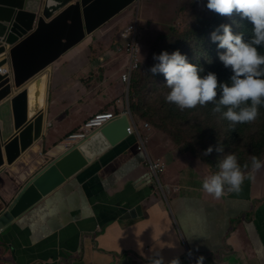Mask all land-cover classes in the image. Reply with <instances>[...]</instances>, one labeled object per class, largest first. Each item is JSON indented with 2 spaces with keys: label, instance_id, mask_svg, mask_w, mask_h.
<instances>
[{
  "label": "crops",
  "instance_id": "0c3cea01",
  "mask_svg": "<svg viewBox=\"0 0 264 264\" xmlns=\"http://www.w3.org/2000/svg\"><path fill=\"white\" fill-rule=\"evenodd\" d=\"M89 45H77L27 81L20 93L32 97L8 118L0 115V215L23 188L26 163L36 167L50 158L96 114L125 108L124 83L103 82L83 60ZM97 96L101 105L83 108ZM133 145L130 138L97 158L13 221L0 235V264H67L70 258L69 264H180L188 255L190 264H264V162L252 172L257 179L233 188L225 214L212 198L218 187L198 190L211 175L198 158L185 164L183 149L153 138L151 158L164 164L167 180L178 181H160L163 188L149 179ZM172 187L179 192L170 193Z\"/></svg>",
  "mask_w": 264,
  "mask_h": 264
},
{
  "label": "trees",
  "instance_id": "16d2710c",
  "mask_svg": "<svg viewBox=\"0 0 264 264\" xmlns=\"http://www.w3.org/2000/svg\"><path fill=\"white\" fill-rule=\"evenodd\" d=\"M195 6L188 28H170L153 43L136 74L139 97L131 109L184 145L227 191L257 179L252 172L264 160V31L257 25L264 26V5L199 0Z\"/></svg>",
  "mask_w": 264,
  "mask_h": 264
},
{
  "label": "water",
  "instance_id": "95a60500",
  "mask_svg": "<svg viewBox=\"0 0 264 264\" xmlns=\"http://www.w3.org/2000/svg\"><path fill=\"white\" fill-rule=\"evenodd\" d=\"M136 1L0 0V54L3 53L0 67L8 62L6 53H9L13 70V79L0 74V102L9 98L3 103L1 117L13 115L16 106L24 100L22 95L26 96L22 93L12 97L13 89H19L47 69L86 34L91 35ZM128 129L129 123L124 117L75 149L55 152L47 160L37 162L36 167L32 162L26 163L21 175L27 183L0 216V230L123 142L128 137ZM140 210L136 207L134 213Z\"/></svg>",
  "mask_w": 264,
  "mask_h": 264
},
{
  "label": "clouds",
  "instance_id": "9594fccd",
  "mask_svg": "<svg viewBox=\"0 0 264 264\" xmlns=\"http://www.w3.org/2000/svg\"><path fill=\"white\" fill-rule=\"evenodd\" d=\"M43 1V0H42ZM134 4H138V0L134 3ZM133 5V4H132ZM263 5H264V0H263ZM136 7V6H135ZM120 14V13H119ZM136 16H137V19L135 21H133L132 24H127L125 27L121 28V30H116V36L112 39H108V41L110 42V46L105 44V48L106 49H109L107 50L106 53H100L98 56L94 54V48H93V42L92 39L95 37V39L97 41L99 40H102L103 41V38H102V35L99 36L100 32L102 31V27L106 24H104L103 26H101L99 29L95 30L91 35H87L85 36V38L80 41L78 44H76L75 46H73L71 49L75 48L77 45L79 44H82V43H86V42H89V50L87 51L88 55L90 57H93L95 58V60H92L90 63L88 61V65L89 66H93L95 67L96 69H98V65L99 64H102V65H106L108 64L109 62L112 63L113 60H117L118 63L120 64V70L122 71L121 73V81L124 83V88H125V96L124 97H121L124 101V105H125V108L123 110H121V112H116V111H105V112H101V113H98L96 114L95 116H93L92 118H90L85 124L84 126L82 127V129L76 133H72V134H69L68 136H66L65 138L69 137L70 135H73V134H77V133H80L82 131H84V128H85V125L92 119H94L96 116L98 115H104V114H111L113 116V120L108 123L107 125H105L104 127L102 128H99V129H96L94 130L91 135L89 136V138L86 140L88 141L93 135H95L98 131L104 129L105 127H107L108 125H110L111 123L115 122V121H118L124 117L127 118L128 120V123H129V129H128V137L123 141H127L128 139L132 138L134 139V145L133 147L135 148V151L140 154L142 157H143V160H144V163H145V166L148 170V176H149V179L157 186H162L160 184V181H159V174H163V172L165 171V166L164 164L160 161V160H152L150 154H149V151L147 148H149L150 144H151V140L153 139V137H157L159 138V140L162 142V141H168V144L169 145H172V147H174L175 149L176 148H179V149H183L184 152H185V155H186V158L189 159V162H193L197 159L193 158L192 155L187 152L184 148V145H180V146H176L173 142L170 141V139L166 138L165 136L161 135V133H158L151 125V123L149 121H144L143 119H141L140 117H138L137 115H135L133 112H132V109H131V106H132V103H138V97L136 94H138L136 91H135V77H136V74L137 72L140 70V68L142 67L143 63L148 59L149 55H150V51L152 49V47L154 46L153 43L155 41H152V40H148L147 41V44H148V47L144 48L142 46V43H143V34L145 33V31H149L150 32V28L148 27H145V25H143V20L141 19L142 18V14H141V11L137 12L136 11ZM139 18V20H138ZM112 21V20H111ZM109 21V22H111ZM108 22V23H109ZM141 22V23H140ZM258 25V29L259 30H262L264 31V26L261 24V23H257ZM170 29V28H169ZM168 32V31H166ZM148 32H146L147 34ZM164 32L162 30H160V35H162ZM158 39V38H157ZM156 39V40H157ZM109 46V47H108ZM90 47H92V49H90ZM71 49H69L68 51H66L65 53H68ZM64 53V54H65ZM83 53V56H85V51L82 52ZM7 56L6 58L8 59V62L6 64H8L7 67H4L6 64L2 65L0 67V74L1 75H9L10 79H13V70H12V67H11V61H10V58H9V53H6ZM64 54L62 55V57L64 56ZM107 54H109L107 56ZM3 55V53L1 54ZM105 57H109V59H105ZM58 61V60H57ZM56 62V61H55ZM55 62L53 64H55ZM52 64V65H53ZM188 64L191 65V62L188 61ZM50 65V66H52ZM114 65V64H113ZM49 66V67H50ZM99 71V70H98ZM102 75H103V72L102 70L100 71V74H99V79L102 80ZM107 75L108 77H112V72L111 71H107ZM37 76V75H36ZM35 76V77H36ZM32 80V79H31ZM28 82H26L25 84H23L19 89H18V93L14 96H17L19 94H21V90L26 86ZM17 90V89H13V93L14 91ZM12 93V94H13ZM6 100L8 99H4L3 101H1L0 103H4ZM122 100H119L118 102L119 103H122L123 102ZM133 103V104H134ZM138 120H141L143 122V127H142V131H145L147 133L144 132V134H142V131L141 129H139V126H138ZM150 134V136H148ZM63 138L62 141L65 139ZM62 141L59 143L60 144V149L57 150L58 151H61V150H64V151H69L71 149H75L77 147H79L80 145H82L83 143H85L86 141H83L81 143H79L77 146L75 147H71V148H65L61 145ZM123 142H121L120 144H122ZM140 142L142 143L143 145V149L144 151L143 152H140L137 150V148L139 147L140 145ZM118 144V145H120ZM117 145V146H118ZM116 146V147H117ZM164 147L161 146V149H163ZM114 149V148H112ZM110 149V150H112ZM170 149V148H169ZM109 150V151H110ZM107 151V152H109ZM106 152V153H107ZM105 153V154H106ZM104 155V154H103ZM102 155V156H103ZM43 156V154H42ZM101 157V156H100ZM99 158V157H98ZM97 159V158H96ZM95 159V160H96ZM45 159H41V161H43ZM94 160V161H95ZM93 161V162H94ZM92 162V163H93ZM264 162L261 161L259 165H261L262 163ZM91 163V164H92ZM89 166V165H88ZM87 166V167H88ZM257 166V167H258ZM86 167V168H87ZM256 167V168H257ZM255 168V169H256ZM254 169V170H255ZM84 170V169H83ZM81 172V171H80ZM39 173V172H38ZM77 175V174H76ZM75 175V176H76ZM17 178L19 179V175L17 176ZM20 178L22 180L23 177L22 175L20 176ZM211 179H212V182L213 184L215 185V187H218L211 175ZM71 180V179H70ZM27 180H24V185L27 183L26 182ZM23 182V181H22ZM68 182V181H67ZM16 182H13V185L15 184ZM66 183V182H65ZM64 183V184H65ZM63 184V185H64ZM237 185V183L234 184V186L230 187V189H228L227 191H223L221 189H219V192L222 194V195H228L229 193H231V191L233 190V188ZM62 186V185H61ZM60 186V187H61ZM24 187V186H23ZM59 187V188H60ZM164 188V186H162ZM219 188V187H218ZM23 189V188H22ZM21 189V190H22ZM21 190L19 191V193L21 192ZM58 190V188H57ZM56 192V190L54 191ZM179 192L178 188L176 187H172L171 188V191L170 193L172 194H177ZM18 193V194H19ZM17 197V196H16ZM15 197V198H16ZM14 198V199H15ZM170 194H169V197L168 198H165V201L168 202V200H170ZM13 202V200H12ZM12 202L10 204H12ZM10 204L8 206H10ZM7 206V208H8ZM6 208V210H7ZM5 212V211H4ZM3 212V213H4ZM2 215V214H1ZM0 215V216H1ZM255 215V214H254ZM248 219L249 220H252V213L249 214L248 216ZM15 221V220H14ZM13 222V221H12ZM11 222V223H12ZM9 223L6 227H4L2 230H0V235L1 233L11 224ZM4 244L3 242L1 241L0 239V249L4 248ZM73 261V258H70L68 260V263H71ZM1 262V261H0ZM193 261L191 260V257L190 255H188L186 258H184L183 260H180V264H190L192 263Z\"/></svg>",
  "mask_w": 264,
  "mask_h": 264
},
{
  "label": "rangeland",
  "instance_id": "374dc122",
  "mask_svg": "<svg viewBox=\"0 0 264 264\" xmlns=\"http://www.w3.org/2000/svg\"><path fill=\"white\" fill-rule=\"evenodd\" d=\"M195 1L199 0H138V4H133L124 11H122L120 14H118L116 17L112 19L111 22L107 23L102 27V31L100 32L99 36L102 35L103 41L99 40L97 41L95 37L92 39L93 42V48L90 47L94 51L95 55H99L100 53H106L107 50L104 46L105 44L110 46V42L108 39H112L116 36V30H121V28L125 27L127 24H132L133 21L137 19L136 11H141L142 14V20L143 25L145 27L150 28L149 31H145L143 34V43L142 46L144 48L148 47L147 41L152 40L155 41L158 37H160V30H162L164 33L166 31H170L169 28H176V29H185L188 28L191 25L192 19L190 18V14L192 11L198 12V8L195 6ZM136 6V7H135ZM184 10H189L188 13H184ZM139 20V18H138ZM141 23V22H140ZM146 32H148L146 34ZM108 46V47H109ZM109 54H107L108 56ZM105 59H109V57H105ZM83 60L88 64L95 60V58L90 57L85 51V56H83ZM114 64V65H113ZM120 64L117 60H113L112 63H108L106 65L99 64L98 70L99 73L102 70V81L103 82H110L113 85H117L121 81V73L120 70ZM97 70V69H95ZM107 71L112 72V77H108ZM119 90L116 91V95L118 94ZM121 97H124L125 94L123 92ZM22 94V93H21ZM24 95H22V98L24 99ZM26 97L28 100L32 97V95L26 93ZM103 96H97L94 99H88L83 102V108L91 109V107L99 106L102 103ZM134 103V102H133ZM132 103V104H133ZM82 104V103H81ZM138 126L139 129L142 131L143 122L141 120H138ZM145 131H142V134H144ZM147 133V132H145ZM155 138V136L153 137ZM172 145H169V148H171ZM164 158H166L163 155ZM153 160V159H152ZM189 163V160L187 159L185 161V164ZM184 164V165H185ZM159 181L161 183H170V184H176L178 181H169L166 179V177L163 174H159ZM206 181L199 183V191L201 192L202 189H211L215 188V185L212 182L211 175L205 176ZM203 185L202 187H200ZM213 200L215 201V204L217 207L222 206L224 207V213H227L228 209H232L227 203H232L234 193L231 191L228 195H222L219 190L213 191Z\"/></svg>",
  "mask_w": 264,
  "mask_h": 264
},
{
  "label": "built area",
  "instance_id": "2783aa9c",
  "mask_svg": "<svg viewBox=\"0 0 264 264\" xmlns=\"http://www.w3.org/2000/svg\"><path fill=\"white\" fill-rule=\"evenodd\" d=\"M112 120L113 116L111 114L98 115L85 125L84 131L70 135L69 137L65 138L62 141L61 145L65 148L75 147L79 143L86 141L94 130L104 127ZM137 150L140 152L144 151L141 142Z\"/></svg>",
  "mask_w": 264,
  "mask_h": 264
},
{
  "label": "bare ground",
  "instance_id": "6f19581e",
  "mask_svg": "<svg viewBox=\"0 0 264 264\" xmlns=\"http://www.w3.org/2000/svg\"><path fill=\"white\" fill-rule=\"evenodd\" d=\"M121 83H123V82H121ZM61 142V141H60ZM16 193V192H15ZM164 194V193H163ZM14 197V196H13Z\"/></svg>",
  "mask_w": 264,
  "mask_h": 264
}]
</instances>
